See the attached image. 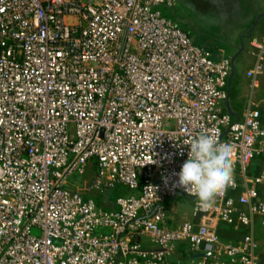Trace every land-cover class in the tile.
<instances>
[{
	"label": "built area",
	"instance_id": "built-area-1",
	"mask_svg": "<svg viewBox=\"0 0 264 264\" xmlns=\"http://www.w3.org/2000/svg\"><path fill=\"white\" fill-rule=\"evenodd\" d=\"M160 6L177 0H0V264H264V172H245L264 157L260 112L223 111L232 62L213 61ZM251 46L254 88L264 39ZM201 134L232 144V180L174 224L168 201L196 203L177 174ZM90 166V190L136 195L105 211L69 189ZM233 223L250 231L237 244L219 235Z\"/></svg>",
	"mask_w": 264,
	"mask_h": 264
},
{
	"label": "crops",
	"instance_id": "crops-1",
	"mask_svg": "<svg viewBox=\"0 0 264 264\" xmlns=\"http://www.w3.org/2000/svg\"><path fill=\"white\" fill-rule=\"evenodd\" d=\"M221 1L223 2V6H220L221 14L225 16L226 21L228 24L230 23V28L234 32L224 42L205 44L197 41L194 43L209 52L213 61L228 59L232 62L233 70L227 88L228 99L222 104L223 111L236 121L242 118V114L249 107L255 108L260 112L261 122L264 125V73L254 88H251V80L247 77L248 71L255 64L251 43L253 40L261 41L264 39V0ZM196 2L198 3V1ZM232 19H236V21ZM185 31L192 38L191 33L187 30ZM244 72H246V77H244ZM245 172L248 177L261 175L264 172V157L255 159L246 168ZM93 174V167L90 166L87 174L84 176L83 188L81 186L76 187L73 184L75 190L81 192L85 198L89 197L88 199H92L90 197L94 193V191H89ZM236 176L238 183L241 184V168L236 170ZM232 196L237 199L239 191L232 193ZM102 203L103 206L99 208L105 211H115L118 209L114 201L106 199V202L102 201ZM249 232L247 228L242 227L238 223L222 224L219 227L221 240L231 244L239 243ZM255 237L259 247L258 257L260 261L264 262V229L259 223L255 227ZM177 257H180L178 253Z\"/></svg>",
	"mask_w": 264,
	"mask_h": 264
},
{
	"label": "rangeland",
	"instance_id": "rangeland-1",
	"mask_svg": "<svg viewBox=\"0 0 264 264\" xmlns=\"http://www.w3.org/2000/svg\"><path fill=\"white\" fill-rule=\"evenodd\" d=\"M220 6H223L221 0H178L177 7L174 9H167L164 6H160L157 10L162 11L165 17L173 20L183 29L189 31L193 38L192 40H194L193 42L196 43L199 41L205 44H214L224 42L234 32L230 28V23L228 24L226 21L225 16L221 14ZM232 20L236 21V19ZM245 74L246 72H244V77H246ZM84 180V176L75 175L69 181V189L75 190L74 186H81L83 188ZM89 191H94L90 198H92L98 207L103 206L102 201L106 202V199L116 202L118 198H129L136 195V192L122 185H117L110 189H103L102 191L90 189ZM194 204V200L183 195H179L177 198L168 201L166 205L167 211L169 215H172L174 219L173 223L178 224L184 220H192ZM33 234L40 236V231L33 229ZM141 241L144 244L153 246L148 238H142ZM187 261L186 259L185 262Z\"/></svg>",
	"mask_w": 264,
	"mask_h": 264
},
{
	"label": "clouds",
	"instance_id": "clouds-1",
	"mask_svg": "<svg viewBox=\"0 0 264 264\" xmlns=\"http://www.w3.org/2000/svg\"><path fill=\"white\" fill-rule=\"evenodd\" d=\"M232 151L230 142L218 143L207 134L191 140L188 158L177 174V184L187 193H194L197 210L210 207L215 196L231 182Z\"/></svg>",
	"mask_w": 264,
	"mask_h": 264
},
{
	"label": "water",
	"instance_id": "water-1",
	"mask_svg": "<svg viewBox=\"0 0 264 264\" xmlns=\"http://www.w3.org/2000/svg\"><path fill=\"white\" fill-rule=\"evenodd\" d=\"M200 258H209V255H195L192 257V259H200Z\"/></svg>",
	"mask_w": 264,
	"mask_h": 264
},
{
	"label": "trees",
	"instance_id": "trees-1",
	"mask_svg": "<svg viewBox=\"0 0 264 264\" xmlns=\"http://www.w3.org/2000/svg\"><path fill=\"white\" fill-rule=\"evenodd\" d=\"M173 21V20H172ZM174 22V21H173ZM185 31V30H184ZM178 255L180 256L179 258L181 259V260H186L187 259V257H185L182 253H179L178 252Z\"/></svg>",
	"mask_w": 264,
	"mask_h": 264
}]
</instances>
